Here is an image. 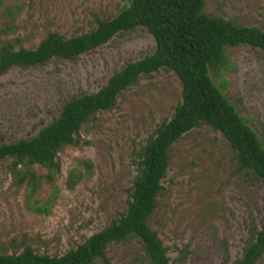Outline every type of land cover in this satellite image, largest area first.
Instances as JSON below:
<instances>
[{
  "label": "rangeland",
  "instance_id": "rangeland-1",
  "mask_svg": "<svg viewBox=\"0 0 264 264\" xmlns=\"http://www.w3.org/2000/svg\"><path fill=\"white\" fill-rule=\"evenodd\" d=\"M204 2L209 15L264 30V0ZM125 6L127 0H6L0 7V42L32 49L50 32L65 38L85 34ZM154 50L152 35L137 28L74 59L8 69L0 75V144L33 138L65 103L96 93L114 73ZM226 55L233 67L216 84L264 143V52L240 45L227 47ZM180 101L181 85L172 72L142 76L112 110L91 117L76 142L59 151L60 171L52 182L44 180L46 168L34 166L43 178L37 199L58 190L47 216L28 208L24 185L16 182L8 162L0 163V254L28 247L39 255L62 256L124 213L137 174L133 152L171 118ZM169 156L163 190L148 219L169 263L235 264L252 228L264 225V181L237 173L229 143L206 125L173 144ZM84 161L92 164L90 171ZM74 168L85 176L69 190L66 178ZM105 256L111 264H145L136 239L110 244ZM256 264H264V254Z\"/></svg>",
  "mask_w": 264,
  "mask_h": 264
},
{
  "label": "trees",
  "instance_id": "trees-1",
  "mask_svg": "<svg viewBox=\"0 0 264 264\" xmlns=\"http://www.w3.org/2000/svg\"><path fill=\"white\" fill-rule=\"evenodd\" d=\"M5 1L0 0V7ZM204 5V0H127V6L114 18L98 21L96 28L85 34L65 38L50 32L32 49L15 50L11 42H0L2 75L12 67L40 66L53 58L74 59L115 35L137 28L147 31L155 41L151 55L127 64L96 93L65 103L58 117L33 138L0 144V163L8 162L16 182L24 185L28 208L38 215L51 213L58 190L53 187L47 197L37 199L43 178L32 170L34 166L46 168L44 180L52 182L60 171L59 151L76 142L79 130L91 117L112 110L118 96L136 85L142 76L167 70L181 85V101L171 118L159 124L145 144L133 152L137 174L124 213L62 256L39 255L26 247L19 254H0V264H92L96 259L111 264L105 256L106 249L112 243L128 239L141 244L145 264H170L167 249L149 227L148 219L163 190L171 147L201 125L227 140L235 156L237 173L243 172L249 180L264 181V143L216 84L233 67L226 55L227 47L246 45L264 52V30L209 15L204 12ZM83 166L86 171L92 169L89 162L84 161ZM84 176L85 172L72 169L66 178V188L73 190ZM263 254L264 225L258 230L252 228V237L235 264H256Z\"/></svg>",
  "mask_w": 264,
  "mask_h": 264
}]
</instances>
